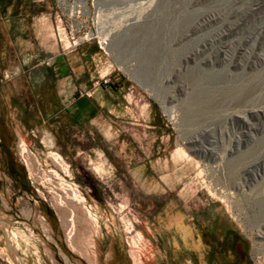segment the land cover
Segmentation results:
<instances>
[{
  "label": "rangeland",
  "instance_id": "obj_1",
  "mask_svg": "<svg viewBox=\"0 0 264 264\" xmlns=\"http://www.w3.org/2000/svg\"><path fill=\"white\" fill-rule=\"evenodd\" d=\"M147 1L0 0V251L13 261L257 264L264 256V242L256 252L264 116L254 114L264 109V0ZM228 26L239 33L217 37ZM106 35L112 54L100 48ZM68 52L92 72L103 103L96 119L75 123L59 104L52 62ZM228 70L233 82L205 79ZM241 79L250 91L219 104V88ZM195 135L208 148L216 141V158L191 151ZM178 150L191 165L175 162ZM205 169L226 184L234 211L212 196Z\"/></svg>",
  "mask_w": 264,
  "mask_h": 264
},
{
  "label": "bare ground",
  "instance_id": "obj_2",
  "mask_svg": "<svg viewBox=\"0 0 264 264\" xmlns=\"http://www.w3.org/2000/svg\"><path fill=\"white\" fill-rule=\"evenodd\" d=\"M238 1V0H237ZM245 1V0H244ZM145 3H146V1H144ZM149 2V0L147 1V3ZM252 2V1H251ZM260 2V1H259ZM262 2V1H261ZM257 6V5H256ZM248 7V6H247ZM255 8V7H254ZM258 8V7H257ZM248 10H251V9H248ZM254 10V9H253ZM252 11V10H251ZM237 26V25H236ZM229 27V30L228 31H223V34H220L219 32V36H217V37H219V38H221V36H223V35H231V36H233V35H235L236 33H239V30H237V31H234V27H230V26H228ZM241 28V27H240ZM244 32V31H243ZM222 33V32H221ZM242 33V32H241ZM238 35V34H237ZM92 36V35H91ZM107 36L108 35H106V37L105 38H103L102 39V44L104 45V48L106 49V50H108L111 54H112V52H113V47H111V43L113 42H111L108 38H107ZM236 37V36H235ZM237 37H239V36H237ZM215 39H217V38H215ZM238 39V38H237ZM111 42V43H110ZM214 42H212L211 41V43H210V45H209V47L207 48V46L206 45H204V48H203V50H199V51H197V54H199L200 53V51H206L207 49H209V48H211V47H213L214 46V44H213ZM231 43V42H230ZM223 44V43H222ZM114 47H115V45H114ZM228 46H226V45H224L223 44V46H220V47H218V49H217V56H220L221 54V52H223L224 50H226V48H227ZM113 48V49H112ZM114 50H116V49H114ZM197 50V49H196ZM244 51L242 50L241 51V53L240 54H244L243 53ZM116 56V55H115ZM197 56V55H196ZM161 59H163L162 58V54H159V53H155V55H154V60L155 61H159V60H161ZM239 62V61H238ZM237 62V63H238ZM121 65V68L122 69H124V70H127L128 72H130V70H129V67L128 66H124V64L123 63H121L120 64ZM131 65H133V64H131ZM239 65H241V64H239ZM227 73H228V76H226L225 74L224 75H222V76H219V77H212L211 75H208V76H206L205 77V79H207V82L209 81V80H216V81H218V82H220V83H222V84H226L227 82H233V79H231L232 77H233V72L232 71H230V70H228L227 71ZM239 81H241L239 84H234V86L233 85H228L227 87H224V86H221V88H219V96H220V98H221V101L219 102V104H225V103H228V102H232V101H236V100H240V99H242L243 98V96H244V94L245 93H247L248 91H250L249 89V85H248V82H245L244 81V79H241V80H239ZM254 90V89H253ZM205 91L203 90V91H201V93H204ZM209 91H207L206 93H205V97H206V99H209L210 98V94H207ZM169 109V114H170V116H171V118L172 119H174V120H178V118H177V114H176V112H175V110L171 107V108H168ZM254 114H257V115H262V116H264V109H260V110H258L257 112H255ZM238 119H240V120H242V121H244V123L246 122V124L248 125V127H250L251 128V124H249L248 123V121L247 120H245L244 119V117H238ZM178 121H180V120H178ZM249 128V129H250ZM205 130V129H204ZM206 132V131H205ZM207 138V137H206ZM211 141V140H210ZM199 142V139H198V137L195 135V137L194 138H191L190 139V141H189V143H190V145H191V151H193L194 153H196V154H198V155H201V156H203V157H205V158H207V157H209V155H211V156H214L215 157V153H213L212 152V150H214V149H216V147H217V143H216V141H213L212 143H211V146H213L212 148H208V147H206V146H204V145H202V144H200V143H198ZM21 151H22V154H24V153H29L30 151L28 150V147L26 146V144L22 141V143H21ZM179 151V150H178ZM176 152L175 154H174V156H173V158H174V160H175V162L178 160V158L179 159H181L180 157H182V159L184 158V159H186L187 161V166L188 165H191L192 164V162L193 161H191V156L190 155H188L187 154V152L185 151V152H183L182 150V153H180V151L179 152ZM210 152V153H209ZM30 155H31V152H30ZM29 155V156H30ZM52 155V162H54V164H55V166H57V167H59V168H61V169H63L64 171H67V165L66 164H64V162L62 161V158H61V156L60 155H58V154H51ZM55 155H57V157H54ZM26 156V155H25ZM30 158V157H29ZM33 158V157H32ZM31 158V159H32ZM177 158V159H176ZM216 158V157H215ZM27 159V158H26ZM31 163V162H30ZM32 163H33V161H32ZM31 165V164H30ZM33 165H35L34 163H33ZM28 166H29V164H28ZM29 167H32V166H29ZM200 167V166H199ZM201 169V168H200ZM199 169V170H200ZM206 171H207V177L210 179V193L212 194V196H214L215 198H221V199H225V201H227L230 205H229V209L231 210V211H234L235 210V208H234V205L232 204V202H230V201H228V198H227V195H228V188H227V186H226V184L224 183V182H221L220 180H217L215 177H213L212 175H210L209 173H208V171H209V169H205ZM204 171V169L202 170H200L199 171V173H198V178H203L202 176H205V175H203V172ZM260 177H261V175H260ZM257 179V178H256ZM185 191V193H187V190H184ZM228 206V205H227ZM1 223V222H0ZM1 225H3V224H1ZM2 227V226H1ZM5 228V227H4ZM6 229V228H5ZM4 232H5V234H6V238H7V246L9 247V250L12 252L13 251V249H12V244L13 245H15L14 243H15V239H14V236H13V234L12 233H8L6 230H4ZM184 236L186 237V240H189L190 239V237L192 236L193 237V235H192V233H190L189 231H186L185 230V232H184ZM191 240V239H190ZM263 242H264V232L263 233H261L260 235H258V240H257V243H258V246H257V251L256 252H258L259 254H261V244H263ZM14 248H16V245H15V247ZM255 250V249H254ZM15 253V252H14ZM14 256V255H13ZM13 256H11L13 259H14V261L7 255V254H5V252L2 250V251H0V264H20L17 260H16V258H14ZM257 264H264V256L262 255L261 257H259V259H258V263Z\"/></svg>",
  "mask_w": 264,
  "mask_h": 264
},
{
  "label": "crops",
  "instance_id": "obj_3",
  "mask_svg": "<svg viewBox=\"0 0 264 264\" xmlns=\"http://www.w3.org/2000/svg\"><path fill=\"white\" fill-rule=\"evenodd\" d=\"M84 59H77L73 52H68L56 54L52 62L59 103L75 123L96 119L103 106L97 90H92V72Z\"/></svg>",
  "mask_w": 264,
  "mask_h": 264
},
{
  "label": "flooded vegetation",
  "instance_id": "obj_4",
  "mask_svg": "<svg viewBox=\"0 0 264 264\" xmlns=\"http://www.w3.org/2000/svg\"><path fill=\"white\" fill-rule=\"evenodd\" d=\"M9 176L11 179H13L12 180L13 183H18V182L21 184L23 183L22 178L15 171H13L10 166H9ZM93 190L96 191V189H94V188H93ZM57 220L59 221L58 217H57ZM0 226H1V223H0ZM122 263H123L122 258H116V259H114V261L111 264H122Z\"/></svg>",
  "mask_w": 264,
  "mask_h": 264
},
{
  "label": "built area",
  "instance_id": "obj_5",
  "mask_svg": "<svg viewBox=\"0 0 264 264\" xmlns=\"http://www.w3.org/2000/svg\"><path fill=\"white\" fill-rule=\"evenodd\" d=\"M78 7H79V6H78ZM79 13H80V12L77 11L75 16H76V17H79V15H78ZM72 39H73V40L75 39V35L72 36ZM100 44H101L100 48H104V45H103L102 43H100ZM74 45H75V46L78 45L77 41L74 42Z\"/></svg>",
  "mask_w": 264,
  "mask_h": 264
},
{
  "label": "trees",
  "instance_id": "obj_6",
  "mask_svg": "<svg viewBox=\"0 0 264 264\" xmlns=\"http://www.w3.org/2000/svg\"><path fill=\"white\" fill-rule=\"evenodd\" d=\"M60 104V103H59ZM66 112V111H65ZM67 114V113H66Z\"/></svg>",
  "mask_w": 264,
  "mask_h": 264
}]
</instances>
